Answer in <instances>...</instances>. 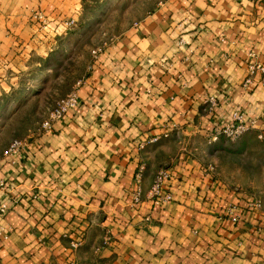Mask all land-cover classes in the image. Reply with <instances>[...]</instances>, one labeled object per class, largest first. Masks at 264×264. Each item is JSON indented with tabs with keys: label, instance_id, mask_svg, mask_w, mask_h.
<instances>
[{
	"label": "crops",
	"instance_id": "crops-1",
	"mask_svg": "<svg viewBox=\"0 0 264 264\" xmlns=\"http://www.w3.org/2000/svg\"><path fill=\"white\" fill-rule=\"evenodd\" d=\"M88 2L0 0V104ZM91 57L77 107L18 155L0 124V264H264V0H164ZM234 113L248 131L210 144ZM160 169L172 200L133 204Z\"/></svg>",
	"mask_w": 264,
	"mask_h": 264
},
{
	"label": "rangeland",
	"instance_id": "rangeland-1",
	"mask_svg": "<svg viewBox=\"0 0 264 264\" xmlns=\"http://www.w3.org/2000/svg\"><path fill=\"white\" fill-rule=\"evenodd\" d=\"M163 1L90 0L81 20L61 38L55 39L57 42L52 52L43 59H34L37 65L18 78L21 83L18 91L8 93L11 94L9 97L15 98L13 103L4 101L0 104V124H8L1 142L4 143L9 135L19 139L24 127L41 120L48 109L82 79L90 65L92 51L113 40ZM11 113L16 115L15 118H10ZM209 158L213 159L214 153ZM236 162L241 166L242 174H245V166L254 165V160L247 156L240 157ZM243 187L248 194L258 197L259 191L254 189V184Z\"/></svg>",
	"mask_w": 264,
	"mask_h": 264
},
{
	"label": "built area",
	"instance_id": "built-area-1",
	"mask_svg": "<svg viewBox=\"0 0 264 264\" xmlns=\"http://www.w3.org/2000/svg\"><path fill=\"white\" fill-rule=\"evenodd\" d=\"M238 1H244V0H238ZM33 19L35 22L41 24L45 23V19L41 14H34ZM75 24L76 22L71 19L69 21L63 22L62 28H64L65 30H71L75 26ZM181 44H184V41H181ZM100 51H101V47L92 51V56H95ZM248 72L250 76L259 73L262 76L263 79L262 81L264 83V67L262 65L258 63H250L248 65ZM249 82H250L249 80H246V84H249ZM80 84H81V80L78 81L73 86L72 90L67 95L56 101L55 105L48 111L46 118L40 124L39 130L41 132H48L51 129L52 124L54 122L61 120L68 111L74 110L77 107L78 105L77 91ZM206 102L210 107L215 106V101L212 98H210ZM248 129L249 127L244 123L242 116L239 113H234L232 115L231 120L228 123L224 124L208 138V142L210 144L214 143L220 137H223L230 142H234L237 139H239L242 135H244L248 131ZM152 141L155 142L157 141V139L155 138ZM25 144H26V139L12 140L6 148L5 155L10 157L18 155L20 150L25 146ZM169 178H170V173L166 169L158 170L148 190L143 192L140 187H137L132 197L133 204H138L142 200H148L153 205L159 206L166 202L171 201L172 195L166 192L164 189V184ZM249 206L253 207L254 209H260L261 200L258 197L253 198L250 201ZM5 211H6V207L4 206L0 207V213H4ZM107 242L108 239L106 238L103 241V246H105ZM71 246L72 248H75L77 247V243L72 242Z\"/></svg>",
	"mask_w": 264,
	"mask_h": 264
}]
</instances>
